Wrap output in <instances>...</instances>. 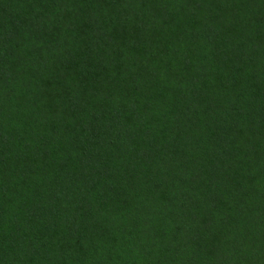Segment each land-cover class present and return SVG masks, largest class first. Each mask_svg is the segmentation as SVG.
<instances>
[{
	"label": "trees",
	"instance_id": "trees-1",
	"mask_svg": "<svg viewBox=\"0 0 264 264\" xmlns=\"http://www.w3.org/2000/svg\"><path fill=\"white\" fill-rule=\"evenodd\" d=\"M165 16L162 82L137 81L135 107V50ZM77 215L86 253L59 246L81 241ZM263 249L264 0H0V264H243Z\"/></svg>",
	"mask_w": 264,
	"mask_h": 264
},
{
	"label": "rangeland",
	"instance_id": "rangeland-1",
	"mask_svg": "<svg viewBox=\"0 0 264 264\" xmlns=\"http://www.w3.org/2000/svg\"><path fill=\"white\" fill-rule=\"evenodd\" d=\"M165 7H167V6H165ZM168 18H173V16H170V17L165 16L164 20L161 23H159L158 26L152 28L151 29L152 31L150 30V32L148 33V36H146L147 39L144 42L145 46L144 47L141 46L140 50H139V47L137 50H135V56H136V58L139 59L138 61H139L140 72H138V73L141 76H138V78L136 80H132V82H131L130 78H127L125 81L126 86H125L124 91H123V93H125L126 96L128 97V101L131 103V105H133L135 107L137 104V100H136L135 92L133 91V89H135L134 85L137 81H139L141 84L145 85L148 88H149V86L150 87L153 86L152 80L158 81L159 85L162 82V63H163V59L165 56V49H162L160 47L156 48L155 46H152L150 44L152 41H159V42L163 41V42H165L167 39L170 40V36H171L170 34H172L173 29L171 27V24L167 23V21L165 20ZM173 21H174V19H173ZM98 42H99V38L95 37L94 39H90L88 41L86 40L84 42V46L86 45V47L91 48L93 45H95V46L98 45ZM85 53H83V54L86 55ZM151 69L155 70L154 74L151 72ZM131 75H133V73ZM55 81L56 80L53 79L52 74L50 72H47L45 75V81H44L45 90L42 89V91L40 90L38 92V95L40 94V97H42V99L44 98L45 94L48 92V88H50L55 83ZM145 82H147V84H144ZM152 92H153V90L151 89V91L149 92V97H151ZM141 94H143V93H141ZM79 95H81V94H79ZM81 96H83V95H81ZM156 105H158V104H156ZM135 130H136V134L138 133L139 135H141L140 137L148 134L147 125H143V124L138 125L137 123H135ZM71 132L74 135L76 134V130L72 129ZM137 151H139L138 153H140L141 147H135L133 152L124 156L123 159L125 158V160L122 162V164L126 163V167L133 165V163L137 160L136 159V152ZM128 156H133V158L128 157ZM123 159L121 157L118 160H123ZM118 165H120L119 162H118ZM121 174L127 175L126 172H121L120 175ZM84 218L85 217L83 216V218L80 220L78 215L76 217V219L78 220L80 230L82 229L81 241L78 244H76L70 240V239H72V237L69 234H67V235L62 237V238H68L67 241H65V242L63 241V242L59 243L60 247L65 248V249H73L74 250L73 253H86V250L90 245L91 238L88 235V228L83 225L84 224ZM62 238H60V239H62ZM73 253H70L71 254L70 256H74L75 254H73ZM259 255H260L259 257L258 256L253 257V254H250V256H248V258L246 259V261L243 264H264V253L262 255L261 254H259ZM75 256L77 257V255H75Z\"/></svg>",
	"mask_w": 264,
	"mask_h": 264
}]
</instances>
